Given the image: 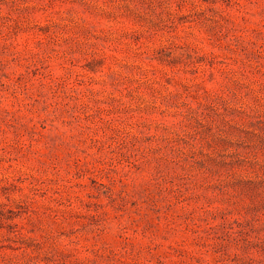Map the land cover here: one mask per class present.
Listing matches in <instances>:
<instances>
[{"label": "rangeland", "instance_id": "rangeland-1", "mask_svg": "<svg viewBox=\"0 0 264 264\" xmlns=\"http://www.w3.org/2000/svg\"><path fill=\"white\" fill-rule=\"evenodd\" d=\"M0 264H264V0H0Z\"/></svg>", "mask_w": 264, "mask_h": 264}]
</instances>
